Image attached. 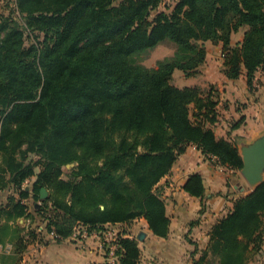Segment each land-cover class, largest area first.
<instances>
[{
	"label": "trees",
	"instance_id": "trees-1",
	"mask_svg": "<svg viewBox=\"0 0 264 264\" xmlns=\"http://www.w3.org/2000/svg\"><path fill=\"white\" fill-rule=\"evenodd\" d=\"M167 1L16 0L19 17L0 16V191L10 192L0 221L20 226L28 218L64 240L78 225L103 232L144 217L167 237L171 218L157 185L189 145L243 167L237 144L211 126L219 114L214 88L178 87L172 77L176 69L198 73L211 41L223 43L226 76L245 73L252 89L264 67V0H174L171 10ZM166 40L176 46L171 56L157 67L138 62ZM208 188L200 172L184 185L203 200ZM232 199L194 264L264 257V183ZM8 228L0 225V244ZM118 242L119 264H139L140 241L122 232Z\"/></svg>",
	"mask_w": 264,
	"mask_h": 264
},
{
	"label": "crops",
	"instance_id": "crops-1",
	"mask_svg": "<svg viewBox=\"0 0 264 264\" xmlns=\"http://www.w3.org/2000/svg\"><path fill=\"white\" fill-rule=\"evenodd\" d=\"M245 29L233 33L232 44L243 40ZM206 47L207 59L199 68L206 81L199 85L206 92L214 88L219 100V114L211 126L218 137L235 143L239 139H250L264 129V67L257 71L254 87L250 89L245 73L238 79H230L223 72V43L206 41ZM196 84L191 83L193 86ZM238 103H242L240 110L236 107ZM241 118V125L233 128V124ZM197 172L207 179L209 188L204 200L190 195L184 189L189 176ZM238 173L237 170L220 165L216 158H207L197 145H189L171 172L157 185L166 200L167 214L171 218L169 235H155L144 217L129 223L132 226L128 231L129 236L137 238L141 232L146 233L144 240H139L142 249L139 264H194V258H198L201 251L208 248L212 225L234 204L233 190L241 189L242 179ZM35 179L32 177L27 180L25 187L30 189ZM9 194L0 191V202L6 201ZM22 202L29 206L30 211L32 202L29 199H23ZM5 224L9 228L2 236L0 264L107 263L99 235L92 234L82 241L70 238L56 240L46 233H40L38 224L28 218H19L20 226L14 221H0V225ZM197 248L199 251L193 255ZM263 260L261 256L260 264Z\"/></svg>",
	"mask_w": 264,
	"mask_h": 264
},
{
	"label": "rangeland",
	"instance_id": "rangeland-1",
	"mask_svg": "<svg viewBox=\"0 0 264 264\" xmlns=\"http://www.w3.org/2000/svg\"><path fill=\"white\" fill-rule=\"evenodd\" d=\"M173 3H174V0H168L167 1V4H168L167 6L170 7V9H168V10L172 9ZM11 14L19 17V13L17 11V6H16V0H0V16L1 15L8 16ZM175 49H176V46L173 43V41L166 40V41L159 43L154 48L143 53L141 56H139L137 58V60H138V62H140V63H142L148 67H157L159 60L164 59L168 56H171L174 53ZM182 73L185 74L180 69H176L173 73L174 76L172 77V83L178 87L193 86V85H191L192 82L197 83L196 85H199V83L204 84V82L206 81L200 72H198L194 75L188 76L189 78L187 77L186 74H185L186 77L183 76ZM206 88H208V86ZM241 105H242V103H238V106H236V107H239V110H240ZM191 108H192L193 113H194L195 107L191 106ZM193 118L196 119V116L193 115ZM236 144H237V141H236ZM238 171H239L238 174L240 175V177L242 179L241 185H240L241 189L237 188V189L233 190V193H234L233 197H241V196L247 195L251 192L250 185L248 184L246 179L242 176L240 170H238ZM68 173H69V170L66 168L65 169V176H67ZM231 206L232 205H230V207H228L227 209L229 210L231 208ZM228 210H227V212H228ZM131 227L132 226L129 225V223H125V224L120 223L117 226V229L119 230L120 233H122V232L124 233V232H128ZM260 257H261L260 254L253 256L250 259L249 264H260V262H259Z\"/></svg>",
	"mask_w": 264,
	"mask_h": 264
},
{
	"label": "water",
	"instance_id": "water-1",
	"mask_svg": "<svg viewBox=\"0 0 264 264\" xmlns=\"http://www.w3.org/2000/svg\"><path fill=\"white\" fill-rule=\"evenodd\" d=\"M237 147L243 160L240 172L253 191L264 183V129L250 139H239ZM48 196L49 191L43 187L40 194L41 199H46ZM145 235V232H141L137 235V239L144 240Z\"/></svg>",
	"mask_w": 264,
	"mask_h": 264
},
{
	"label": "built area",
	"instance_id": "built-area-1",
	"mask_svg": "<svg viewBox=\"0 0 264 264\" xmlns=\"http://www.w3.org/2000/svg\"><path fill=\"white\" fill-rule=\"evenodd\" d=\"M119 224L120 223H110L105 227L103 232H90L86 227L78 225L75 227L74 232L69 238L72 240L74 239L75 241H82L84 238H87L92 234L99 235L101 238L100 246L107 257V264H119V255L117 252L120 246L118 241L120 234H122L117 229ZM40 229H42V227ZM49 235L55 239L58 237L54 232H51ZM1 246L2 245L0 244V247Z\"/></svg>",
	"mask_w": 264,
	"mask_h": 264
}]
</instances>
